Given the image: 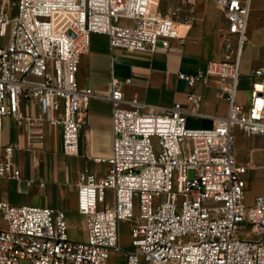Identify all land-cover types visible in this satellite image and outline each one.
<instances>
[{
  "label": "built area",
  "instance_id": "obj_1",
  "mask_svg": "<svg viewBox=\"0 0 264 264\" xmlns=\"http://www.w3.org/2000/svg\"><path fill=\"white\" fill-rule=\"evenodd\" d=\"M162 1L0 0V118L14 119L24 139L5 144L0 135V180L23 178L15 156L41 149L47 126L61 128L65 155L79 152L87 107L100 96L77 80L92 34L106 35L111 50L154 52L184 42L179 26L188 33L196 0L167 11ZM212 1L235 50L178 77L191 88L215 79L226 115L210 128H190L188 115L208 117L202 94L162 108L128 97L130 78L112 77L101 96L112 105V155L95 159L107 165L103 175L86 168L77 182L85 237L69 238L64 211L12 204L0 189V264H109L113 253L126 264H264V190L247 203L250 168L235 152L237 130L264 138V65L252 70L249 102L237 100L254 0Z\"/></svg>",
  "mask_w": 264,
  "mask_h": 264
},
{
  "label": "crops",
  "instance_id": "obj_2",
  "mask_svg": "<svg viewBox=\"0 0 264 264\" xmlns=\"http://www.w3.org/2000/svg\"><path fill=\"white\" fill-rule=\"evenodd\" d=\"M178 1L176 0V3ZM203 1L197 9V14L193 7V20L188 33L187 26H179V34H187L184 42L172 40L170 50H111L106 35L95 34L91 38L89 51L80 63L77 80L81 88L90 87L100 96L92 98L87 107L86 123L80 134L79 152L76 155H65L61 151V128L47 126L44 146L41 149L22 150L17 154L18 160L15 161L22 169L23 178L0 180V189L7 201L15 205L22 202L34 203L33 193L40 194L36 204L64 211L68 226L71 214H78L82 219L83 238L85 237V219L79 211L77 182L80 173L86 168L98 176L103 175L107 165L97 163L95 159L109 158L112 155V105L101 97L108 92V83L112 77L122 83L130 78V84H123V90L128 97L138 95L142 100L162 108L175 103L186 105L187 96L192 91L202 94V110L208 117L197 118L188 115L187 124L190 128H210L215 119L226 115L227 102L215 79L208 85L191 88L178 77L180 72L194 74L198 69H204L208 61L219 60L226 55L221 50L219 41L206 36L197 23L204 19L210 20L211 11L218 9L212 0ZM222 18L219 29H227L223 13ZM260 48V56L253 64L250 75L253 68L264 65V42ZM250 75L242 74L241 77L250 82L251 88ZM12 121L15 120L10 117L0 118V135L5 144L13 142L11 132L5 130V125ZM237 134L238 130L236 136ZM17 140L24 142L21 132L18 133ZM237 158L241 161L238 156ZM60 159L63 161L60 162ZM94 164L104 165L105 169L94 170ZM26 178L34 180V183L27 185ZM40 181H44L45 185L40 186ZM21 196H25L24 200Z\"/></svg>",
  "mask_w": 264,
  "mask_h": 264
},
{
  "label": "rangeland",
  "instance_id": "obj_3",
  "mask_svg": "<svg viewBox=\"0 0 264 264\" xmlns=\"http://www.w3.org/2000/svg\"><path fill=\"white\" fill-rule=\"evenodd\" d=\"M204 2L203 0H197L194 5V11L197 14V9ZM173 4H176V0H163L161 9L163 11L169 10ZM222 13L218 10H212L210 20L204 19L198 21L201 30L204 31L206 36L215 38L219 41L224 53H231L235 50V37L227 33L226 29L221 27L219 29V23L222 21ZM95 34L91 35V38ZM249 41L245 43L241 52V75L249 76L253 64L258 60L260 56V46L264 42V0H254L252 5V11L250 15L249 28H248ZM242 79V77H241ZM240 79V80H241ZM250 99V82L248 80H241L238 85L237 100L239 102L248 103ZM5 130H9L12 135V140L17 141V135L20 129L15 121L7 123ZM235 152L239 159L249 166L250 174L248 176V188L245 192L247 203H251L253 198L260 194L264 190V138H247L240 131L235 140ZM61 153V152H60ZM15 160H18L16 154ZM63 159H60L62 162ZM94 170L103 171L104 165L94 164ZM193 172L188 173L189 178H193ZM28 178L25 179V181ZM34 203L22 202L19 205H34L38 202L40 194L33 193ZM24 200L25 196H21ZM42 207V206H41ZM44 207V206H43ZM72 218L68 226V236L73 240H81L83 238L82 219L76 214H71ZM130 232L126 223L121 224V244L124 248L130 246ZM109 264H126V257L123 254L113 253L110 256Z\"/></svg>",
  "mask_w": 264,
  "mask_h": 264
}]
</instances>
